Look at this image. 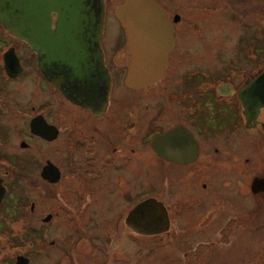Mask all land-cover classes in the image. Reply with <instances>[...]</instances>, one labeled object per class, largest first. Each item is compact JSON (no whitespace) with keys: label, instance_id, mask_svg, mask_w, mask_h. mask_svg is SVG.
Returning a JSON list of instances; mask_svg holds the SVG:
<instances>
[{"label":"flooded vegetation","instance_id":"af4514ba","mask_svg":"<svg viewBox=\"0 0 264 264\" xmlns=\"http://www.w3.org/2000/svg\"><path fill=\"white\" fill-rule=\"evenodd\" d=\"M124 1L101 60L0 16V264H245L264 230V0H153L172 38L141 88Z\"/></svg>","mask_w":264,"mask_h":264},{"label":"water","instance_id":"95a60500","mask_svg":"<svg viewBox=\"0 0 264 264\" xmlns=\"http://www.w3.org/2000/svg\"><path fill=\"white\" fill-rule=\"evenodd\" d=\"M51 14L56 16L54 24ZM0 16L9 34L32 50L47 46L50 52L55 48L63 54L65 45L73 55L88 53L101 60L102 0H0ZM114 17L126 33L129 66L125 84L141 88L160 80L172 38L163 12L153 0H125L115 9ZM144 207L139 214L144 215ZM146 207L151 208L152 218L148 221L139 216L142 227L159 223L165 216L161 206L152 203ZM137 232L146 234L144 229Z\"/></svg>","mask_w":264,"mask_h":264},{"label":"rangeland","instance_id":"374dc122","mask_svg":"<svg viewBox=\"0 0 264 264\" xmlns=\"http://www.w3.org/2000/svg\"><path fill=\"white\" fill-rule=\"evenodd\" d=\"M114 23L117 25L114 19L109 17L107 22V30L109 34L112 32ZM248 203H250V200H248ZM256 242L258 243V246L255 245ZM244 257L245 264H264V230L261 231L259 235L253 234L252 236L249 234V247L247 253L244 254ZM225 258L228 257L226 256ZM234 262H239V260H235Z\"/></svg>","mask_w":264,"mask_h":264}]
</instances>
